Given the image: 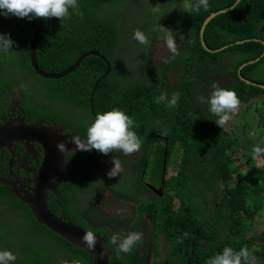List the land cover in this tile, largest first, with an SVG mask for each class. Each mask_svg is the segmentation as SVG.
<instances>
[{
  "label": "trees",
  "instance_id": "16d2710c",
  "mask_svg": "<svg viewBox=\"0 0 264 264\" xmlns=\"http://www.w3.org/2000/svg\"><path fill=\"white\" fill-rule=\"evenodd\" d=\"M235 1L209 0L208 10L201 8L198 13H187L182 10L179 24H181L183 35L180 37H186L185 33H189L191 29L189 30L188 27L191 24L196 25V30L191 31V38L182 46L180 62L185 65V70L178 73V77L183 94L174 109L167 108L164 103H155V98L164 93L167 73L159 83L148 82L140 77L127 80L124 67L116 66L113 53L117 27L109 17L106 16L103 19L100 17L96 5L92 7L90 3L87 4L85 10L88 12L87 15H90V20L85 23V26H82V21H78L77 25L80 28L76 26L75 34L62 32L58 41L64 45V68L71 66L85 52L98 51L105 56L111 69L106 76L102 77L106 71L105 62L98 56H88L83 59L77 72L84 71L86 68L90 69L91 87L83 88L82 84L73 78L71 79L74 82L72 89L60 85L62 93L53 98L58 102L67 101L76 107L84 108L91 114L92 120L98 112L114 107L128 114L134 121L132 130L136 131L141 141L145 143L140 148L142 158L138 164L134 165L136 172L140 171L141 174L143 167L149 164L156 181L160 183L163 172L162 136L167 137L168 157L171 148L178 144L173 151L180 153L176 169L164 180V196L156 199L158 232L166 235V238L173 242L171 243L172 252L178 251L184 243H187L186 253L191 255L190 247L193 245L192 252H198L194 254L191 262L198 259L201 264H206L211 255L210 252L205 259L201 260L199 250L204 243H220L218 246L220 252L225 246H230L236 251L243 246H247L250 251L254 246L257 255H260L261 243H264V230L259 237H249V233L254 231L253 228L256 226L254 223L264 211V158L252 155V166L249 169L241 164H233L234 157L231 153L236 155V158L238 154V150L234 149L235 141L231 137L217 135L206 122L198 121L192 104L196 87L195 78L203 80L208 66L215 69L218 78L230 72L234 81L231 80L232 84L225 88H232L238 92L237 95L243 102L249 103L251 99L257 97L264 98V90L245 84L237 75L239 67L244 63L261 57L260 61L246 66L242 74L253 81L264 83V42L252 40V38L264 40V0H241L231 12L221 13L213 18L204 34L205 42L212 49H218L238 39L251 38V40L240 44L235 43L229 49L219 53L207 52L201 43L199 30L205 18L212 11L227 8ZM144 2L142 3L147 6L146 1ZM119 6L127 9L135 7L130 0H122ZM138 16L140 22L134 24V27H142L143 31V28L150 24L153 29L154 18L149 10L143 14L138 13ZM198 16L201 17L199 21ZM101 26L104 27V31L114 34L106 38L110 40L109 44L101 45L96 42L100 39ZM144 32L147 35L151 33L153 38L157 37L156 31L144 30ZM17 33L21 41L30 39L18 31ZM0 34H5L13 40L9 31L0 29ZM180 37L178 36V41ZM18 46L21 45L14 42L11 50L0 53V72L3 74L9 72L10 77L14 74L35 75L41 83L45 84L46 89H51L58 81L38 77L31 70L29 53L23 54L21 52L23 49ZM29 49L30 46H28ZM49 56L52 64L57 65L56 52ZM227 56L231 60V65L223 63V59ZM36 59L39 67L45 68L44 60L37 55ZM147 69L150 67H145V70ZM51 73H58V71L51 70L49 74ZM75 73L76 71L71 74ZM98 79L100 80L94 90ZM199 106H204L209 117H216L209 111V104L206 105L201 100L195 101V107ZM157 143L159 145L154 146ZM80 152L85 153V151ZM228 152L230 154L227 156ZM72 161L77 163V158L74 157ZM80 186H85L83 181ZM175 197L180 200L178 209L173 208ZM23 216L26 221L18 222L15 232L22 242L32 244L22 255L26 261L41 255L42 249L35 244L38 240L51 243L56 241V243H65L73 247L60 235L41 224H36L29 210ZM81 223L85 225V222ZM216 223L220 229H213ZM92 230L100 235H106L99 228ZM70 255L74 258L77 254L70 252ZM111 264H116L115 257L112 258Z\"/></svg>",
  "mask_w": 264,
  "mask_h": 264
},
{
  "label": "flooded vegetation",
  "instance_id": "af4514ba",
  "mask_svg": "<svg viewBox=\"0 0 264 264\" xmlns=\"http://www.w3.org/2000/svg\"><path fill=\"white\" fill-rule=\"evenodd\" d=\"M121 1L106 2L99 0L96 8L102 19L106 16L109 17L117 27V39L113 55L118 68H120L119 61L122 62L126 71V79L129 80L139 76L146 77L147 75L145 81L151 82L163 77L170 70L177 73L184 71L185 65L180 62L181 47L178 50L179 55L175 57L172 55L173 59L170 63L167 62L164 66L156 65L153 54L155 42L159 39L158 37L153 38L151 33L147 35L144 32V30L153 32L150 24L145 29L143 28V32L148 36L151 43L143 47L142 55H133L125 59L124 46L135 42L132 30L138 28L142 31V27H134V24L140 22L138 13L147 12L148 7L145 4L139 7V0H130L135 7L127 9L119 6ZM144 1L147 0L142 2L145 3ZM78 3L80 11L83 12L82 16L76 15L71 10L72 14L62 22L61 20H53L43 23L42 37L38 43L36 55L44 60L45 68L42 67L41 70L46 73L51 70H57L58 73L65 72L75 63L64 68V45L58 41L62 32L75 34L76 26L80 28L77 25L78 21H82V26H85V23L90 20V15H87L88 12L85 10L87 8L86 1L79 0ZM10 18L9 16H0V29L9 31L13 41L21 45L18 46L23 49L21 52L23 54L28 52L30 56L31 39L21 41L14 27V22H4L5 19L9 20ZM96 18L94 15V19ZM34 28L35 22L31 24V29ZM189 28L191 27L189 26ZM21 34L27 36L31 33L23 31ZM107 35L113 36L114 34L108 33ZM185 35V38L181 37L179 39L180 44L185 45L190 39L188 33H185ZM109 41V39H106L105 31H103L100 39L96 42L106 45L109 44ZM28 46H30L29 50ZM52 52H56L58 56L56 59L57 65L52 64L50 58H45ZM29 60L31 67V56ZM167 64H170V67L166 68ZM145 67H150L151 71L147 72ZM31 70L40 77L34 68L31 67ZM9 75V72L5 74L0 72V132L7 129L6 140L0 142V195H2L0 205L9 209L13 215L0 214V250L12 251L16 256L14 264H61L65 260L69 261V264L73 260H78L80 264L93 263L94 258L84 249H77L65 243H56V241L55 244L45 240L35 241V244L42 249L40 256H34L29 261L23 258V253L32 244L22 242L15 232L16 226L21 220V208L27 206L30 209L28 203L22 199L34 194L37 186L43 183L46 187L56 188V192L46 191L47 207L56 215L62 216L67 221H71L81 226L82 229L88 232L91 231L102 238L108 250L109 264H111L113 257H115L116 264H161L162 262H166V264H201L198 259L191 262L194 254L198 252H192L193 245L190 247L191 255L186 253L187 243H184L178 251L172 252L171 243L173 242L168 240L166 235L158 232L156 199L164 196V187L162 182L155 181L153 174L149 175V171H151L149 167L146 168L143 177L142 174L139 176L138 172L135 171L134 165L140 162L142 154L132 157L131 165H122L124 171L121 175L113 177L115 188L113 191L116 193L120 190L128 192L130 194L128 199L117 196L108 184H104L97 192L96 197L98 199L89 202L86 198L87 187L78 185L84 181L82 176L86 171V167L83 166L81 160L85 153L76 149V145L72 140L76 136L83 139L88 121L92 117L84 108L66 102H57L53 96L62 93L60 85L72 89L74 82L71 79L73 80V78L77 79L83 88L91 87L89 68L80 72L76 71L75 74L58 80L51 89H46L45 84L41 83L35 75L14 74L13 77ZM167 90L166 85L165 91ZM24 126H29L30 130L28 132L24 131ZM47 129H51L52 133L61 129V132L57 134L59 139L66 145L73 147L65 156V160L71 166L68 182L44 181L43 176L40 175L39 170L44 163L47 152L50 150L49 143L42 139V136L45 135L44 131ZM13 136L15 139H13ZM74 157L77 158V163L72 161ZM96 167L97 163L90 160L89 168L96 170ZM107 190L116 196L114 202L116 212L113 215L108 214L99 205L102 194ZM131 198H140L141 208L135 209L134 206L132 211L118 212L122 207L120 200L128 201ZM177 200L175 199V202ZM8 205H15L16 207L9 208ZM81 222H85V225ZM96 228L102 230L106 235H100L92 230ZM131 232L141 233L142 240L133 246L130 252H118V245L112 243L113 235L123 238ZM219 245L220 243H204L202 249L199 250L201 260L205 259ZM47 250H49V253H47ZM70 252L77 255L72 258Z\"/></svg>",
  "mask_w": 264,
  "mask_h": 264
},
{
  "label": "clouds",
  "instance_id": "9594fccd",
  "mask_svg": "<svg viewBox=\"0 0 264 264\" xmlns=\"http://www.w3.org/2000/svg\"><path fill=\"white\" fill-rule=\"evenodd\" d=\"M78 1L79 0H0V16L1 17H6L9 15L17 16L15 18L9 16L11 18L9 20L5 19L4 22H12L13 21L14 27L16 28V30L18 32L22 33L23 31H26V32L31 33V34H28L26 36V37H29L31 39V49H30V51H31L33 40H34V37L36 34V29H37V18H43V23L45 21H53V20H58V21L61 20V22H62L65 18L69 17L72 14L70 12L71 10L76 15L82 16L83 12L80 11V5H79ZM85 1L87 4L90 3L92 7H93V5H96L99 2V0H85ZM100 1H105V0H100ZM201 8H203L205 11H207L209 8V0H183L182 10L187 12V13H192V12L198 13L201 10ZM151 11L153 14H158V13H160L161 10H160L159 6L156 5V6L152 7ZM183 11H181V15H182ZM227 12H231V10L227 11ZM181 15H180V17H181ZM17 18H19V19H17ZM199 20H201L200 16H198V21ZM198 21H197V23H198ZM204 21H203V23H204ZM33 22H35V28L31 29V24ZM103 22H104V20H103ZM203 23H202V25H203ZM208 24H207V26H208ZM202 25H201L200 30H199L200 32H201ZM102 26H103V24H102ZM102 26L100 29L101 32L104 31L103 30L104 27H102ZM207 26H206V28H207ZM190 27L191 28H189V30L190 29L191 30L189 31L188 34L191 38V31L196 30V25L191 24ZM206 28H205V30H206ZM42 31H43V28H42ZM153 31H156L159 34V41L162 40L168 48V53H169L167 56V62L168 63H170L172 61V59H173L172 55H173V57H175L176 55H179V52H178L179 47H181V51L183 52L182 46L184 44H180V42L177 40L178 37H176L173 34L174 33L173 30L157 23V25L154 26ZM101 32H100V35H101ZM108 32L109 31H105L106 38L110 37L107 35ZM204 34H205V32H204ZM100 35H99V38H100ZM41 37H42V32H41ZM41 37H40V39H41ZM200 38H201V34H200ZM40 39H39V41H40ZM133 39H135L139 44H142L145 46H148L151 43L148 36L145 35V33L138 28L135 29L133 32ZM238 40H243V39H238ZM176 41H177V45H176ZM13 43L14 42L10 39L9 36H6L5 34H0V53H7L9 50H11ZM201 43H202V41H201ZM231 43H235V41L231 42ZM231 43H228V44H231ZM224 45H227V44H224ZM177 47H178V49H177ZM37 49H38V44H37L36 50ZM211 49H212V47H211ZM218 49H219V47H218ZM228 49H229V47H228ZM225 50H227V49H225ZM88 52H90V51H88ZM94 52L99 53L98 51H94ZM217 53H219V52H217ZM54 54H55V52H52L49 55H54ZM99 55L105 58V56L101 55L100 53H99ZM105 61L108 63L106 58H105ZM114 61H115V64L117 65L116 59ZM108 65H109V63H108ZM120 67H123V65H120ZM167 67H170V64H167ZM77 69L75 71H77ZM110 69H111V65H109L108 73L110 72ZM106 70H107V67H106ZM146 71L147 72L151 71V68L147 69ZM170 71H172V70H170ZM172 72H174L176 75V87H175V89L169 90V88H168V73H167L166 85H167L168 90L165 91V88H164V93H162L161 95H159L158 97L155 98V103H157V104L164 103L165 106L169 109H174L176 107L178 101L182 98V94H183L182 88L180 87V84H179L178 73L175 71H172ZM47 74H49V73H47ZM51 74H59V73H51ZM69 75H71V73L66 75V76H63L61 78H58V79L52 78V79H45V80H56V81H58L60 79L66 78ZM139 77L144 79V80H147V78L145 76H139ZM163 78L164 77H159L155 81H151V82H158L159 83L163 80ZM94 80H95V78H94ZM98 80H96V82ZM200 83H201L200 80L196 81L195 91L198 88V86L200 85ZM230 84H232V83H230ZM95 85H96V83H95ZM95 85H94V87H95ZM229 85H227V87ZM212 89L213 90L211 91V93L207 99H205L204 97H200L199 99L201 100V102L206 103V105L207 104L210 105L209 111L216 117L215 118L209 117L205 112L204 106H199L197 108L195 107V100H194L195 91H194L193 96H192V104L194 106V111H195L194 115L196 116L198 121L203 120L204 122H206L208 124L207 126H211L213 128V131H215V133L217 135H225L227 137H231V139L234 140L236 143V146L234 147V149H237L238 153H239V150H243V151L245 149L251 150L249 158H247L246 155H244L245 153H243V155L240 157H238V154H237V158H236L237 160L239 158V160H241L243 163L248 161L249 164L245 165V168L249 169L252 166V155L258 156L259 154L264 153V149H261L264 147V137L261 136V131L264 129V113L262 114V121L259 123L260 136L255 137V132L252 131L254 128L255 112L252 110L251 104L253 103V101L259 99V106L257 107V109L259 107H262L264 110V105L261 104V101L264 98L263 97H257V98L251 99L249 101V103H245L241 100L240 97H238L237 93L232 88H225V86L221 87L217 82H213ZM56 101L58 102V100H56ZM64 102L67 103V101H64ZM239 107L243 110L242 114L240 115V117H242V118H245V114L247 111H251L253 113L252 121H251L252 123H250L249 121H246V123H247L246 125H235V120H234L233 124L230 126L228 124V122L231 120L232 115H234L235 113L238 112ZM234 125H235L236 130L233 129ZM133 127H134L133 119L128 114H126L123 110H121L120 108L114 107V108L107 110V111H104V112H98L93 120L91 118V120L88 121V125H87L83 139H80L78 136H76L73 138L72 142L77 146V149L79 151H85V156L89 155L92 158H96L99 160L100 165L97 164L96 170L102 169L105 172V167H106L105 164L112 161L113 167H111V169L106 174L112 181L113 180L112 177H115L117 175H121V173L124 171L122 165H131V162H130L131 160L130 161L129 160H127V161L122 160V158H121L122 153L121 152H123L125 155H129L130 158H132L138 154H142V151L140 150V148L143 147V145L145 143L142 144V141L139 138V136L137 135V132L132 130ZM136 127H138V125ZM225 129H227V130H225ZM228 131H231L232 135L228 134ZM162 139L164 141L163 162H162V170H163L162 176L164 173V178L163 179L161 178L160 182L163 183V187H164V180L166 177L169 176V174L171 172L175 171L180 155H175V152H173L171 167L174 169L168 168L167 162H168L170 155L168 157L169 150H168V145L165 141V139H167V137L162 136ZM166 145H167V148H166V152H165V146ZM154 146H157V145L154 144ZM56 147H57L58 151H60L61 153H65L67 151V147L63 142H58ZM160 149H162V146H160ZM229 154L230 153L228 152L227 156ZM231 154L234 157V154L233 153H231ZM149 155H151V153ZM234 159H235V157H234ZM234 163H235V160L233 161V164ZM258 165H260V164H258ZM147 167H149L151 169L152 174H153L152 167L149 164H146L143 167V170L141 171L142 177L144 176V173H145ZM70 169H71V166L67 172V176H69ZM138 174H140V171L138 172ZM153 176H154V174H153ZM154 179H155V177H154ZM155 181H156V179H155ZM83 182L85 184V180ZM78 185H81V184H78ZM51 191L56 192V188L51 190ZM175 199H178L177 202H175ZM45 201H46V199H45ZM46 205H47V202H46ZM179 206H180V200L178 197H175L173 199V208L178 209ZM8 207L14 208L16 206L15 205H8ZM47 208H49V207H47ZM27 210H29L30 213L32 214L31 208L29 209L27 206L21 208V213H20L21 220L19 221L20 223H23L24 221H26V218L23 216V214H26ZM122 211L123 210H118V212H122ZM0 214H6L8 216L13 215L9 209H7L6 207H4L2 205L0 206ZM53 214L56 215L55 213H53ZM32 216H33V214H32ZM56 216H58V215H56ZM59 217H62V216H59ZM33 219H34L36 224H41L35 220L34 216H33ZM41 225H43V224H41ZM43 226H45V225H43ZM45 228H46V226H45ZM81 239L84 242V244L87 245V247H89V248L95 247L96 237L94 236V234L91 231L86 232L84 234V236H82ZM141 240H142V235L139 232H131V233L127 234L126 236H124L123 238H118L116 235H113V237H112V243L118 245V249H117L118 252H125V253L130 252L132 250L133 246H135ZM255 251H256V249L254 246L251 247L250 251L247 248V246L241 247L239 249V251L234 250L230 246H225L223 248L222 252H220L218 250V247H217L216 249H214L211 252V257L207 260L206 264H259L260 262L264 263V243H261V248L259 250L260 255L255 254ZM15 260H16V256L12 251L7 250V249L0 250V264H14ZM61 264H69V261H67V260L62 261ZM71 264H80V262L78 260H73V261H71Z\"/></svg>",
  "mask_w": 264,
  "mask_h": 264
},
{
  "label": "rangeland",
  "instance_id": "374dc122",
  "mask_svg": "<svg viewBox=\"0 0 264 264\" xmlns=\"http://www.w3.org/2000/svg\"><path fill=\"white\" fill-rule=\"evenodd\" d=\"M182 3H183V0H147L146 4L148 6L149 13L152 14V16L154 18V21L152 23L153 28L158 23V24H161V25L173 30V32H174L173 34L176 37H178V36L180 37L181 35H183V34H181V24H179L180 23L179 22L180 21V15H181V11H182ZM142 4H143L142 2H139L138 6H141ZM156 5L159 6L161 11L158 14H153L151 9H152V7H154ZM9 16L14 17V18L17 17L14 15H9ZM156 36L159 39V34L157 32H156ZM144 46L145 45L139 44L136 40L134 43H132L130 45H125L124 46L125 59L132 57L133 55H142ZM167 53H168V48H167L166 44L162 40L156 41L155 47H154L153 59H154V62L156 63L157 66H164L167 63ZM46 58H51V57L47 56ZM223 63H224V65H228V64L231 65L230 58L228 56L225 57L223 59ZM118 64L122 65V62L119 61ZM31 67L33 68L32 64H31ZM166 68H167V66H166ZM39 69L41 70L40 67H39ZM239 69H240V67H239ZM239 69L237 71V75L239 72V75L242 78H245V79L255 83L256 85L264 86V83H260L258 81H253V80L245 77L242 74L243 69L242 70H239ZM42 72H44V71H42ZM167 73H168V88H169V90H174L176 87V75L172 71H170V72L168 71ZM239 75H238V77L241 80V77ZM260 77H262V76H260ZM146 78H147V75H146ZM195 79H196V81H199L198 77H196ZM231 80L234 81L230 72L228 74H224L218 78L217 75L215 74V69L211 66H208L205 69V72L203 75V80H201L200 85L198 86V88L196 89V91L194 93V100L195 101L200 100L199 99L200 97H204L205 99H207L209 97L211 91L213 90L212 89L213 82H217L221 87H223V86H227L230 83H232ZM241 81L244 82L243 80H241ZM244 83L247 85H250L246 82H244ZM251 86H253V85H251ZM253 87H258V86H253ZM258 88L264 90L263 87H258ZM236 93L238 94V92H236ZM261 104L264 105V99H262ZM258 106H259V99L253 101V103L251 104V108L255 112L254 128L252 130L255 132V137L260 136L259 123L262 121V114L264 113V110L262 107H259L257 109ZM242 112H243V110L239 107L238 112L235 113L234 115H232V118L228 122V124L231 126L233 124L234 120H235V125H246L247 124L246 121H252L253 113L251 111L246 112L245 118L240 117ZM235 125H234L233 129H235ZM225 130H227V129H225ZM228 134L232 135V132L228 131ZM261 136L264 137V129L261 131ZM143 143H144V141H142V144ZM158 145H159V143H157V146ZM176 146H178V144H175L171 148L170 157H169L168 162H167V167L171 168V169H174L171 167V162H172V158H173V151H174V148ZM261 149H264V147ZM121 153H122V155H121L122 160H124V161L132 160V158H130L129 155H125L123 152H121ZM243 153H245L244 155H246V157L249 158L251 150H248V149H245L244 151L239 150L238 157L242 156ZM175 155H180V153L178 151H175ZM258 156L260 158H264V153L259 154ZM234 157H235V159H234L235 164H241L243 166L249 164L248 161L243 163L241 160H239V158L237 160L236 155H234ZM90 160L95 161L98 165H100L98 159L92 158L89 155L84 156L81 160V163L83 164V166L86 167V171L84 172L82 177L85 180V186L87 187L86 198L88 199L89 202H91L92 200L98 199L96 196H97V192H98L99 188L101 187V185L108 184L112 191L115 189L113 186V180L111 181V179L106 175L107 172L111 169V167H113L112 161L106 165V167H105L106 173H105L102 169L94 170V169L89 168ZM258 164H260V161H258ZM150 174L152 175V171H149V175ZM112 179H113V177H112ZM114 193L117 196L122 197V199L130 198V194L126 191H123V190H120L118 193H116V192H114ZM115 200H116V196L107 190L102 194L99 205L108 214L113 215L116 212V209H114ZM140 201H141L140 198L139 199L131 198L128 201L120 200V202H122L121 210H123L124 212L132 211L134 206L136 207L135 209H138V208L140 209L141 208ZM222 224H223V222H222ZM254 224L256 226H255V228H253L254 231L249 233V237H253V236L259 237L260 233H262V231L264 230V211H263V214L261 216H259L257 222H255ZM213 229H220V226H218V224L216 223L213 226ZM61 246L64 247L63 245H61ZM47 253H49V250H47Z\"/></svg>",
  "mask_w": 264,
  "mask_h": 264
},
{
  "label": "water",
  "instance_id": "95a60500",
  "mask_svg": "<svg viewBox=\"0 0 264 264\" xmlns=\"http://www.w3.org/2000/svg\"><path fill=\"white\" fill-rule=\"evenodd\" d=\"M240 1L241 0H236L233 5H230L227 8H222L220 10H216V11L211 12V14H209V16L205 19V21L202 25L200 34H201L202 45L204 46V49L206 51H208L210 53H217V52H221L225 49H228V47L232 46L235 43L240 44L244 41L251 40V38H246L243 40H236L235 43L223 45V46L219 47V49L214 50V49H211V47H209L206 44L205 39H204L205 28H206L207 24L210 22V20L213 19L215 16L219 15L220 13H224V12L232 10L234 8V6L236 4H238ZM42 26H43V18H37V29H36V34H35V37L33 40L32 50H31V64H32L35 72L41 78H43V79L57 78L58 79V78H61L63 76H66V75L74 72L80 66L83 59L87 58L88 56H98V57L102 58V60H104L106 67H107V70L104 73V76L106 74H108L109 65L105 61V58L100 56L99 53L94 52V51H90V52L86 53L85 55H83L82 57H80L76 61V63L72 67H70L68 70H66L65 72H62L59 74H46L45 72H42L39 69V65H38L37 59H36V47H37V44H38L39 39L41 37ZM252 40L264 42V40L261 38H252ZM263 53H264V51H263ZM260 59H261V57L255 59V60H251L247 63H244L240 67L239 70L244 69L249 64H254L255 62L260 61ZM238 75H239V72H238ZM99 80L96 82L94 90L96 89ZM241 80H243L244 82H246L250 85L264 88V86L256 85L255 83H253V82H251L245 78L241 77ZM23 130L28 132L30 130V127L24 126ZM6 132H7V129H3L2 132H0V142H4L6 140L5 139L6 134H7ZM60 132H61L60 129L54 131L53 133H52L51 129H47L44 131L45 135L42 136V139L45 140L50 145V150H49V152H47L44 163L39 170L40 175L43 176L44 181L50 180V181H54V182L58 181L59 183H63V182H68V180L70 178L69 176H67V172H68L70 166H69L68 162L65 160V156H66L67 152L70 151L73 147L68 146L63 142L67 147V151L65 153H61L60 151H58L56 146H57L58 142H61V140L59 139V136L57 134ZM13 139H15L14 136H13ZM165 141L167 143V139H165ZM75 148L77 149V146H75ZM166 148H167V145L165 146V152H166ZM163 178H164V173H163L162 179ZM53 189H55V187L54 188L53 187H46L45 184L43 183V184L37 186V189L35 190L34 194L27 196V197L22 199L23 201H25L29 204L31 211H32V214L35 217V220L38 223L45 225L47 229H50L54 233L60 235L66 242L71 244L73 247H75L77 249H84V250L88 251V253L94 258L92 264H109L108 263V250L106 248L105 241L102 238H100L99 236L95 235V233H93L94 236L96 237L95 247L94 248L87 247V245L84 244V242L82 241L81 238L88 231L82 229L81 226L76 225L71 221H67L64 217H59V216L54 215L49 210V208H47L46 201H45L46 191L47 190H53Z\"/></svg>",
  "mask_w": 264,
  "mask_h": 264
}]
</instances>
